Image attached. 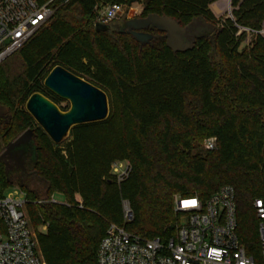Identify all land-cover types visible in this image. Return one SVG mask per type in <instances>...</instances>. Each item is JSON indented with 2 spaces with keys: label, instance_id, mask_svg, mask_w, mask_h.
Here are the masks:
<instances>
[{
  "label": "trees",
  "instance_id": "16d2710c",
  "mask_svg": "<svg viewBox=\"0 0 264 264\" xmlns=\"http://www.w3.org/2000/svg\"><path fill=\"white\" fill-rule=\"evenodd\" d=\"M130 1L56 3L49 26L43 24L14 53L17 57L4 62L0 156L32 130L34 159L18 180L0 161V194L15 184L26 193L27 216L47 264H98V248L110 225L147 240L169 238L179 222L176 195L207 200L231 186L237 235L261 262L254 202L264 200V0H231L232 18L220 20L219 27L210 6L218 13L220 0H146L143 18L168 16L190 32L209 26L210 33L194 37L192 50L178 54L155 28L146 30L152 36L146 44L128 30L114 29V21L111 31L96 32L98 7ZM247 31L253 41L241 48ZM18 60L20 67L14 68ZM55 67L100 88L109 103L114 93L120 117L110 110L104 122L73 128L60 146L39 126L33 129L36 122L26 107L17 108L19 98L25 104L40 93L58 105L60 99L44 87ZM211 137L217 148L205 151L203 142ZM118 161L131 166L121 182L110 174ZM31 177L43 185L44 194L31 189ZM57 195L64 204L51 202ZM123 202L133 213L128 223Z\"/></svg>",
  "mask_w": 264,
  "mask_h": 264
},
{
  "label": "built area",
  "instance_id": "2783aa9c",
  "mask_svg": "<svg viewBox=\"0 0 264 264\" xmlns=\"http://www.w3.org/2000/svg\"><path fill=\"white\" fill-rule=\"evenodd\" d=\"M69 1L40 4L39 0H0V64L51 18L54 4ZM123 8L120 4L103 7L96 23L111 24ZM203 148L216 150L217 139H206ZM130 173L127 161L115 162L110 169L120 182ZM51 202L57 201L52 198ZM27 203V195L18 185L0 194V264H47L27 216ZM254 208L259 220L261 262L247 253L237 235L235 191L224 186L207 200L176 195L174 209L179 222L169 238L147 240L124 227L110 225L98 248V264H264V200H256ZM123 219L124 223L133 219L128 202H123Z\"/></svg>",
  "mask_w": 264,
  "mask_h": 264
},
{
  "label": "water",
  "instance_id": "95a60500",
  "mask_svg": "<svg viewBox=\"0 0 264 264\" xmlns=\"http://www.w3.org/2000/svg\"><path fill=\"white\" fill-rule=\"evenodd\" d=\"M138 0H131L130 8ZM119 18V17H118ZM208 25L193 32L189 28H182L179 22L168 16L150 14L145 18H133L123 22L120 32L128 33L141 44L148 43L152 36L146 32L155 28L166 35L167 47L174 53H185L194 47V37L203 33H210ZM97 33L111 31L110 24L96 23ZM44 87L60 100L70 104L68 111H62L58 105L40 93L29 97L26 103L27 113L35 120L54 145L60 146L69 137L73 128L106 121L110 115V105L107 94L100 88L74 75L62 67H55L44 81ZM34 132H24L11 142L0 156V161L13 154L20 164L21 159L16 156V150L26 149L32 145ZM8 166V165H7Z\"/></svg>",
  "mask_w": 264,
  "mask_h": 264
},
{
  "label": "rangeland",
  "instance_id": "374dc122",
  "mask_svg": "<svg viewBox=\"0 0 264 264\" xmlns=\"http://www.w3.org/2000/svg\"><path fill=\"white\" fill-rule=\"evenodd\" d=\"M145 2H146V0H138L130 8L128 7V4L127 5H124L123 12L120 14L118 20L117 21L115 20L114 23H113V28L114 29H118L119 26H121V24L123 22H125V21H127L129 19H133V18H143L144 16H146L148 14V12L145 10ZM103 7H105V6L98 7L96 9L97 14L102 10ZM215 9L218 10V13H215V11L212 10V6H210L211 13L217 19L215 21L216 27H219L220 26V22H221L220 20H224L226 18H232L233 8L231 6V0H220V1H217V3L215 4ZM96 17H97V15H96ZM49 20H50V18L48 19V21ZM46 23L43 26H45V27L46 26H49L50 22L47 23V24ZM200 28L203 29L202 26H200ZM242 31L243 30H241V32ZM247 34H248L247 35V38L244 41V43L242 44V47L241 48L248 47L251 44V42L253 41V35L251 34V32L250 31H247ZM260 34L264 36V27H263V30L260 32ZM13 56H16L17 57L18 56V53L14 54V55H12L10 57H8L6 60H4V62L7 61L9 58H12ZM4 62L0 65V68L2 67V65L4 64ZM20 64H21V62L19 60L16 61L14 68H17V67L19 68L20 67ZM51 66H52V62H50L45 67V70L48 71L51 68ZM19 72L20 71H17V69H16V72L15 73L13 71V73L16 74V76L19 74ZM19 99H20L19 100L20 101V104H19V106L17 108H19V109H22L23 107L25 108L27 102L25 104H23V101H24L23 96L21 95V97ZM109 105H110V110L113 113L114 117L119 118L120 117V106L118 104L116 95L114 93H111V102L109 103ZM58 107H60L61 109H64V110H69L70 104L68 102H66V101L60 100V102L58 104ZM1 111L3 112V110H1ZM37 126H38V124L36 123V125L34 126L33 129H35ZM16 156L17 157L19 156V158L21 159L20 164L19 163H16V164L10 163V167H11V169L18 171L15 174H17V173L18 174H22L26 170V168H27V166L29 164V160L30 159H34V154H33V148H32V146H30L29 148H26V149L16 150ZM12 181L13 182H16V180H12ZM30 182H31L30 187H31L32 190L37 191V192L39 191V192H41V194H44L43 193L44 187H43V185L37 179L31 177V181ZM11 189H12V187L7 188L3 192V194H7ZM54 199L58 203H61V204H64L65 203V200H64V198L62 196L57 195V196H55ZM43 231H44V229H43Z\"/></svg>",
  "mask_w": 264,
  "mask_h": 264
},
{
  "label": "flooded vegetation",
  "instance_id": "af4514ba",
  "mask_svg": "<svg viewBox=\"0 0 264 264\" xmlns=\"http://www.w3.org/2000/svg\"><path fill=\"white\" fill-rule=\"evenodd\" d=\"M118 20V18L116 19V21ZM119 29H120V26H119ZM127 31V30H126ZM125 31V32H126ZM4 152V151H3ZM17 158H15V156L13 155V154H10V155H8L7 157H5L4 159H3V161L6 163V165H8V167H9V170H10V172H11V174H12V176H13V178H15L16 180H18V173L17 174H15L16 172H18L17 170H13V169H11V167H10V163H13V164H16L17 163V160H16Z\"/></svg>",
  "mask_w": 264,
  "mask_h": 264
}]
</instances>
